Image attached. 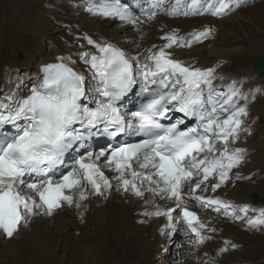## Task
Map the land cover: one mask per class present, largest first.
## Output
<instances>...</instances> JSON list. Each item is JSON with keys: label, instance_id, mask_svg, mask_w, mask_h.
<instances>
[{"label": "snow or ice", "instance_id": "snow-or-ice-1", "mask_svg": "<svg viewBox=\"0 0 264 264\" xmlns=\"http://www.w3.org/2000/svg\"><path fill=\"white\" fill-rule=\"evenodd\" d=\"M232 4L233 0H143L139 15L126 0H82L78 6L91 16L118 19L139 30L160 12L222 16ZM211 33L204 28L190 33L188 39L176 30L167 32L161 37L166 43L149 49L143 62L140 54L129 55L121 47L97 43L85 34L95 52L78 55L92 71L95 84L86 82L84 74L72 67L71 57H61L58 63L44 66L43 80L30 94L0 98V236L12 239L33 217L51 216L64 206L82 210L89 196L105 197L115 180L117 191L139 198L150 193L152 203L155 198L175 201L174 208L157 205L144 215L167 217L173 231L182 222L195 234L196 244L211 239L204 233L216 229L184 202L193 199L225 215L233 207L196 192L209 186L215 192L246 160L247 150L237 145L242 134H251L245 124L248 98L236 88L217 92L214 68L186 65L169 51L174 46L190 47ZM137 85L139 93H135ZM90 93L94 106L85 99ZM129 94L139 96L135 111L124 105ZM239 98L243 105L237 103ZM170 112L182 113L184 118L173 120ZM186 119L195 123L189 126ZM95 135L115 143L98 152L85 147L84 154L72 158L70 168H63L66 154ZM122 136L139 140L129 143L121 141ZM101 158L114 173L111 178L105 175ZM235 177L242 178L239 172ZM177 210L180 218L173 215ZM247 224L264 226V209ZM237 247L226 242L219 251Z\"/></svg>", "mask_w": 264, "mask_h": 264}, {"label": "bare ground", "instance_id": "bare-ground-1", "mask_svg": "<svg viewBox=\"0 0 264 264\" xmlns=\"http://www.w3.org/2000/svg\"><path fill=\"white\" fill-rule=\"evenodd\" d=\"M77 1V6L82 3V0ZM40 2H42V0H12V3L9 4L10 11H5L3 5H0V98L10 93H16L20 96L24 93L21 87L20 89L10 90L8 86L14 87L17 83L7 80L8 77L18 78L21 81L29 77L27 85L23 86V89L30 88L31 85H35L39 81L30 76L36 74L42 63L53 59L52 57L54 54L50 55L47 52V46L55 48L60 53L64 49L60 47L63 42L62 39L68 41L69 35L71 39H73V35L76 33L74 28L93 31L95 23L96 27L100 26L97 20L92 24V21L96 17L89 15L82 7L78 6L84 11L81 18L84 22L87 20V23L77 26L69 20V14H54L46 6L42 8ZM23 4L29 6L27 8H21L20 5ZM76 10L79 9L77 8ZM73 11L75 10L72 8L65 9L67 13ZM161 13L162 12L158 13L154 20L143 24L137 31L134 30L131 25L125 23L121 28L117 29L122 32V35H119V33H117L118 31L114 30L113 32L115 34L106 31L91 37L97 43L102 44L107 42L118 47H123L129 55L135 56L137 55L140 44L143 46L142 39L146 35V30L150 32V38L146 44L150 49H153L154 45L158 49L166 43L165 40L159 38V35L163 34L164 36L165 33L172 30H176L180 36L187 37L188 39H191V36H189L190 33L202 31V29L196 26L191 29H184L183 27L172 28L171 24L176 19L171 18V16L165 13L161 15ZM97 18L101 21L100 17ZM222 18L229 19L230 17L224 16ZM205 28H208V26ZM133 35L139 36L140 43L137 45H135L134 40L131 39ZM240 44L241 45L238 44L235 47H230V49H217L215 46L212 47V45L210 47L204 46L200 49L201 57L198 52L189 51L187 47L174 46L173 49L169 51L172 52L173 58L183 61L186 65H191L193 67L199 66V68H214L216 78L213 83L217 92H226L231 88H236L241 91V87L237 82H243L244 87L247 83L259 87L258 83L264 81V72H254L250 65L251 60L249 56H243L250 48V41L242 40ZM89 49H94V47L89 45L88 50ZM19 53L22 54V57L17 56ZM141 59L143 62V57ZM226 61H228L227 64ZM247 71H249V73H247ZM226 73L233 76V78L235 77V79H228L222 75ZM252 73L257 75L255 80H252L249 76V74ZM223 78L225 79L223 80ZM88 80L89 82L91 81L89 77L86 78V82H88ZM263 108L264 101L260 103L259 106L256 104L252 105V109L256 115L258 111L262 112ZM241 137H243V134ZM249 140H251V137L249 139L247 138L245 145L254 149L255 146L249 142ZM251 158L252 165L248 168V171L257 169L259 172L256 175L264 174V139L256 145L255 152L251 155ZM100 164L105 175L111 178L114 174L104 167L102 160ZM261 180L262 179L259 178L254 183H237L227 194L237 201H250V195L255 191L259 192V189H261ZM185 192L186 194L189 193L187 186L185 187ZM196 195H200L198 191ZM106 196H108V198H106ZM106 196L104 197L105 199L98 200V202L102 203L101 205L91 206L89 208L83 222L81 219H77L75 215L71 214L67 208L63 213L54 215L53 217L44 215L35 216L33 220L30 221L28 228L24 229L23 227L20 233L12 239L0 237V264H66L65 256L57 253L59 243L67 239H69V241L76 240L83 232L87 233L88 239L86 240V237L83 236L75 243L78 247L81 246L80 249L86 254L96 248L108 249L109 247L107 248V244H109L111 246L110 249H112L117 256L106 254L110 263L145 264L143 257L151 246L152 240L150 237L155 236V222L159 218H151L148 220L147 224H135L137 216L134 211L139 208L142 209L145 206L154 208L158 205L156 203L160 201L166 205V207H170L175 201H164L160 198H155L154 203H152L153 197L147 192L144 198H139L131 192L125 193L123 191H119L117 197H113L111 191L108 192ZM145 200L150 202L145 204ZM192 200L193 199L185 201L184 203L191 204ZM258 202H261V200ZM193 207L195 206L192 205V210L195 209ZM234 208L237 209L238 207ZM198 216L205 223L215 228L216 231L214 233L205 231L204 234L212 238L205 240L203 247L202 244H198L206 252L213 250V258H208L200 254L197 264H211L212 261H214L215 264H264V233L249 234L248 232L241 231L236 223L230 222L227 219H222L218 215L207 211L200 210ZM176 217L180 218L179 216ZM166 221L167 218H165V222ZM104 223H107V227L105 232L101 234ZM157 226L161 228L158 230V233L164 228H167V225L157 224ZM222 227L223 233L221 236L231 238L233 243H236L237 246L241 245V247L238 248L239 251L230 250L231 252L228 253H221L219 251L225 246L218 236V231ZM181 229L184 228L181 227ZM101 235L104 236L102 237ZM157 236L159 235L157 234ZM178 236H180V234H178ZM71 248L77 247L72 246ZM65 249L67 248L61 247V250L65 251ZM155 250L156 247H154L153 253ZM168 250L159 249L158 255H167ZM99 251L101 252L100 254L107 253L105 250ZM97 260H99V257ZM163 263L164 261H159L156 264ZM188 264L196 263L188 261Z\"/></svg>", "mask_w": 264, "mask_h": 264}, {"label": "rangeland", "instance_id": "rangeland-1", "mask_svg": "<svg viewBox=\"0 0 264 264\" xmlns=\"http://www.w3.org/2000/svg\"><path fill=\"white\" fill-rule=\"evenodd\" d=\"M10 3H12V0H0V5H3V9L5 11H10L9 10V4ZM40 3H41L42 8L46 6L54 14H69V16H68L69 20L77 26L84 24V23H87L86 22L87 20L84 22L83 19L81 18L84 11L77 7V5H76V3L78 4L77 0L76 1H74V0H42V2H40ZM73 5H75L76 7H74ZM20 6H21V8H27L29 5L25 6L23 4ZM66 8H72L75 11H73L71 13H67V12H65ZM77 8L79 10H76ZM1 11H2V8H1ZM43 11H44V9H43ZM224 16H222V17H224ZM227 16L230 18L226 19L227 18L226 17L224 19L222 17L212 16L210 13H205L202 15H193L192 17H187L185 19H184V17H182V18H180L181 20L176 19L171 24V27L172 28L183 27L184 29H191V28L196 26L197 28L204 29L206 26H208V28H210L212 30L211 36H208L207 40L204 39L203 41H201L199 43L194 42V43H192V45L189 48L187 47L189 49V51H192V52L196 51L195 53L198 52L200 57H201L200 49H202V47H204V46L210 47L212 45V47L215 46V48H217V49L218 48L219 49L220 48L221 49H230V47H235L238 44L241 45L240 42L242 40H247V41H250V48L248 49V52L243 54V56L245 57L246 55H248L250 60L256 56H262L264 58V49H263L264 48V46H263V44H264V0H258V1H255L251 4H249V5L242 6L239 9H236L234 12H231V14H229ZM100 19H101V21H99L98 18L96 17L93 20L94 22L92 21V24H94L96 20H97V22L100 23L99 24L100 26H98V27H96V23H95V25H94L95 28H93V31H98L102 34L103 32H106V31L110 32V33H114L113 31L116 30V31H118L117 33H119V35H122V32L117 30V29L121 28L123 23H116L115 24V21L111 20V18H100ZM76 30H78V29H76ZM134 30H136V29H134ZM93 34H96V33L93 32ZM149 38H150V32L147 31L145 37L142 39V45L143 46L144 45L146 46L147 42L149 41ZM131 39L134 40L135 45L140 43V39H139L138 35H135V36L133 35L131 37ZM67 40L68 41L64 40L61 43L60 47L64 48L62 51H64L68 47V45L71 43L72 39H71L70 35H69ZM76 44H81V47L85 46V43L82 41H79ZM86 44H87V41H86ZM65 46H67V47H65ZM87 48H89V44H87ZM46 50L50 55L56 54V56L58 58H61V57L65 58V56L63 55V52L61 51L59 53V51H57L55 48L47 46ZM141 58H142V56H141ZM226 60H228V59H226ZM227 62L228 61H226V64H227ZM247 63H249V62H247ZM247 73H249V71H247ZM249 76L252 80H255L257 75L252 73V74H249ZM228 78L235 79V77L233 78V76H229ZM7 80H11L12 82L17 83V84L21 81L18 78H9V77L7 78ZM263 85H264V81L258 83L259 87L263 86ZM20 87L23 89V85H20ZM262 89H264V88H262ZM258 97H257V99H255L254 105L256 104V102H258V101L260 102L261 98H258ZM262 97H264V96H262ZM259 105L260 104H258L257 106H259ZM263 111H264V108H263ZM257 117H258V114L255 115V117H253L255 122H256ZM262 117H263V120L262 121L258 120V122H257L256 133L254 134V136L251 135V140H249V142H251L253 145L259 144L264 139V113L262 114ZM258 137H260V138H258ZM260 139H262V140H260ZM256 142H258V143H256ZM252 151L254 153L255 148L252 149ZM261 182L262 183H261L260 188L262 190L259 189V192L255 191V193L258 196L264 195V180H261ZM250 199H251V195H250ZM164 201H167V200H164ZM168 201H170V200H168ZM257 203H264V200H261V202H257ZM195 204H192V205L195 206ZM174 215H176V214L174 213ZM107 223H104V227L101 231V234L105 232V229L107 227ZM28 225L24 226V229H27ZM251 233H255V232H251ZM251 233H249V234H251ZM170 234L171 233H168L166 231L165 237L167 235H170ZM83 236L86 237V240L88 239V235L86 232H83L80 237H83ZM101 236L103 237L104 235H101ZM79 238L76 240H70V241H69V239H67V240L59 243L57 253H59V255L61 254V255L65 256V260H66L65 263L66 264H71V263L72 264H112V263H110L106 254L114 255L115 257H117L116 254H114V251L112 249H110L111 246L109 244H107V248L109 247L108 248L109 250L103 249V248H100V249L96 248L97 251H96V249H94L91 252L86 254L85 252L82 251V249H80L81 246L78 247L77 244L75 243L79 240ZM151 244H152V241H151ZM166 244H167L166 247L163 249H160V250H164V249L168 250L169 249L168 253H167L168 256L164 257V256H166L165 254L159 255V257H160L159 261H161V262L164 261L163 264H188L187 261H184L185 263H181L180 258L183 257V255L182 256L177 255L178 250H179V252H181V249H183L185 247L183 242H182V238L179 239L176 237L175 239L168 241ZM191 244L193 245L194 250L200 251V252H198L199 255L202 254L203 256H207L208 258H213V254H214L213 250L206 252L203 248L200 247V245L194 243L193 241L191 242ZM72 246H75L77 248H71ZM61 247L67 248V249H65V251H64V250H61ZM151 247H153V245L150 246V248L148 250L149 252L147 251V253L143 257L145 264H156L157 262H159L157 260H156V262H151V263L149 262L148 258L150 259L149 253L151 254V252H150ZM88 248H89V245H88ZM153 249L154 248H152V254H153ZM99 250H101V251L105 250L107 253L100 254L101 252ZM74 251H75V253H74ZM111 253H113V254H111ZM91 254H93V255H91ZM98 257H99V260H97ZM117 264H122V263H117Z\"/></svg>", "mask_w": 264, "mask_h": 264}, {"label": "water", "instance_id": "water-1", "mask_svg": "<svg viewBox=\"0 0 264 264\" xmlns=\"http://www.w3.org/2000/svg\"><path fill=\"white\" fill-rule=\"evenodd\" d=\"M18 57H21V54H18ZM251 68L254 72H263L264 71V59L261 56L254 57L250 62Z\"/></svg>", "mask_w": 264, "mask_h": 264}]
</instances>
